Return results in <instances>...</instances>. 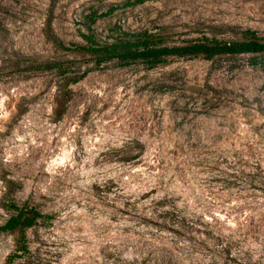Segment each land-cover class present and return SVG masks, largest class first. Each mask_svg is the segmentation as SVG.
Returning <instances> with one entry per match:
<instances>
[{
	"label": "rangeland",
	"instance_id": "obj_1",
	"mask_svg": "<svg viewBox=\"0 0 264 264\" xmlns=\"http://www.w3.org/2000/svg\"><path fill=\"white\" fill-rule=\"evenodd\" d=\"M126 1L0 0V264H264V53L73 51L264 39V0ZM24 204L47 217L3 229Z\"/></svg>",
	"mask_w": 264,
	"mask_h": 264
},
{
	"label": "trees",
	"instance_id": "obj_2",
	"mask_svg": "<svg viewBox=\"0 0 264 264\" xmlns=\"http://www.w3.org/2000/svg\"><path fill=\"white\" fill-rule=\"evenodd\" d=\"M144 0L126 1L122 6H131L141 3ZM115 8L110 7L107 11L99 14L109 15ZM83 44L76 45L73 51H83L92 56L94 62L98 65L105 61L116 60L121 65H128L136 60L146 61L149 65L160 63L168 56H191L201 54L211 59L214 56L223 54H258L264 53V39L256 36L251 30L245 31L244 38L241 40H220L214 37L204 36L198 40L183 44L166 45L162 42L159 33L148 29L137 31L120 30L118 34L105 40H96L93 33L81 34ZM57 45L62 47V43L54 38ZM64 63L58 60H51L36 64L34 69H57L60 71ZM79 79V78H78ZM75 78L72 82H75ZM62 113V112H61ZM59 113V116L60 114ZM130 159V158H128ZM14 214L11 215L3 229L13 230L19 227H31L38 218L47 217L35 207L24 204L13 206Z\"/></svg>",
	"mask_w": 264,
	"mask_h": 264
}]
</instances>
